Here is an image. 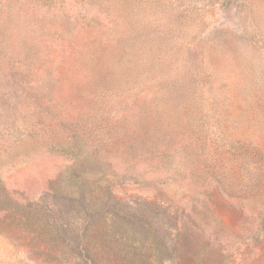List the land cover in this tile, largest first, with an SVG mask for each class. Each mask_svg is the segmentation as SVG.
<instances>
[{
  "label": "rangeland",
  "instance_id": "rangeland-1",
  "mask_svg": "<svg viewBox=\"0 0 264 264\" xmlns=\"http://www.w3.org/2000/svg\"><path fill=\"white\" fill-rule=\"evenodd\" d=\"M100 5L0 0V264H264V178L255 164L242 179L263 182L260 202L226 195L198 157L194 177L175 184L174 166L163 172L130 144L116 149V131L140 121L131 97L142 86L126 82L120 92L107 73L94 89L89 69L78 67L80 29L102 33ZM109 10L118 25L106 34L157 41L173 60L148 62L139 85L188 75L204 55L201 83L240 75L241 148L259 162L264 0H118ZM209 133L217 159L215 125Z\"/></svg>",
  "mask_w": 264,
  "mask_h": 264
},
{
  "label": "trees",
  "instance_id": "trees-1",
  "mask_svg": "<svg viewBox=\"0 0 264 264\" xmlns=\"http://www.w3.org/2000/svg\"><path fill=\"white\" fill-rule=\"evenodd\" d=\"M100 1L98 14L103 22L102 33L95 37V29L89 24L80 29L82 49L80 56L76 54V63L81 69H89L90 72L85 78L94 89L102 87L98 79H103L107 73L114 77L117 85H122L119 87L120 92L126 89V82L133 86H142L131 97V101H138L135 107L140 121L133 122L130 128H126V133L122 128L116 131L118 152H126L125 144H130L139 152L138 156L143 161L157 165L159 163L163 172L174 166L171 173L176 174L175 184H181L194 177V160L198 157L200 162L209 163V168H212L209 170L212 180L226 195L233 197L230 193L245 192L247 195L237 197L260 202L263 197L260 193L263 182H246L242 179V174L249 170L252 164L256 165L261 178H264V148L260 147L258 150L259 162H254L253 159L249 162L241 148L240 75L238 79H216V82L209 79V83L206 79V82L201 83L198 77H207L206 68L210 67L206 62L209 56L204 55L200 61L202 66L196 69L192 67L190 72L187 71L188 75L173 74L167 83L164 77L159 76L155 78L154 83L139 85L138 82L148 79L151 73L148 68L143 69L148 62L154 65L161 62L171 63L173 60L157 41L144 40L141 45L128 33L106 34L107 30H117V20L113 15L108 17L111 15L109 5L118 0ZM188 65L187 62L185 66ZM211 73L215 74V77L218 74L215 71ZM211 77L214 78L213 75ZM208 119L213 120L210 127ZM214 125L218 130L217 151L220 150L217 159H213L212 153L209 152L210 141H207V138H210L207 136L210 134V128ZM205 129H208V132H205ZM197 142H201L199 150ZM191 184L192 182L189 186H192ZM162 186L166 187L168 183L162 182ZM189 186L183 189L191 192Z\"/></svg>",
  "mask_w": 264,
  "mask_h": 264
}]
</instances>
